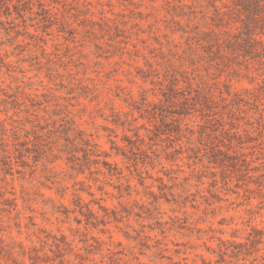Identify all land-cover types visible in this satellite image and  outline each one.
<instances>
[{"label": "rangeland", "instance_id": "rangeland-1", "mask_svg": "<svg viewBox=\"0 0 264 264\" xmlns=\"http://www.w3.org/2000/svg\"><path fill=\"white\" fill-rule=\"evenodd\" d=\"M0 264H264V0H0Z\"/></svg>", "mask_w": 264, "mask_h": 264}]
</instances>
